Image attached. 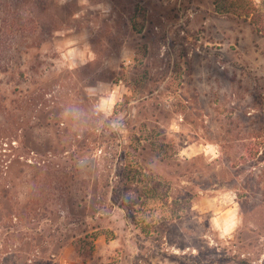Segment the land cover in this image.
Wrapping results in <instances>:
<instances>
[{
  "label": "rangeland",
  "instance_id": "rangeland-1",
  "mask_svg": "<svg viewBox=\"0 0 264 264\" xmlns=\"http://www.w3.org/2000/svg\"><path fill=\"white\" fill-rule=\"evenodd\" d=\"M21 1L0 264H264V0Z\"/></svg>",
  "mask_w": 264,
  "mask_h": 264
},
{
  "label": "trees",
  "instance_id": "trees-1",
  "mask_svg": "<svg viewBox=\"0 0 264 264\" xmlns=\"http://www.w3.org/2000/svg\"><path fill=\"white\" fill-rule=\"evenodd\" d=\"M43 10L44 5L41 2L28 3L25 1L23 3L21 0H11V2L0 0V73L12 69L16 61L21 60L25 50L30 48L31 44L33 45L40 29V21L37 16L42 14ZM246 13L247 17H252V24L256 27L260 37L264 39L263 14ZM26 14H30L31 17H26ZM23 214V212L12 213L5 219L6 221H23ZM7 224L8 222L4 225L8 226ZM16 256L19 257L17 254Z\"/></svg>",
  "mask_w": 264,
  "mask_h": 264
},
{
  "label": "clouds",
  "instance_id": "clouds-1",
  "mask_svg": "<svg viewBox=\"0 0 264 264\" xmlns=\"http://www.w3.org/2000/svg\"><path fill=\"white\" fill-rule=\"evenodd\" d=\"M75 58V53L73 54V59ZM113 130L117 131L118 134H122L123 131L126 129V125L123 119L117 118L116 120H113L110 125Z\"/></svg>",
  "mask_w": 264,
  "mask_h": 264
}]
</instances>
